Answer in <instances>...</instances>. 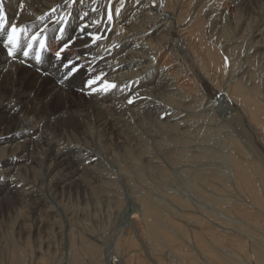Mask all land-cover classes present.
Wrapping results in <instances>:
<instances>
[{"label": "bare ground", "instance_id": "6f19581e", "mask_svg": "<svg viewBox=\"0 0 264 264\" xmlns=\"http://www.w3.org/2000/svg\"><path fill=\"white\" fill-rule=\"evenodd\" d=\"M175 1H178V0H158V10L157 11L160 10L159 11L160 14L159 15L154 14L156 15L154 17L155 19L161 18V21L157 20L158 23H155L156 21L154 22L152 20L154 23L153 22L151 23L156 24L154 25L155 27L154 31H151L148 34L146 32H145L146 34L145 33L142 34L139 32V30H141L142 27L149 25L151 19L153 18L152 11L155 10L153 8V4L157 2V0H144V1L133 0L132 2L129 1L130 2L129 4L131 5L126 4L125 7L120 6V3H119L120 0H3L5 12H6L9 23L7 25L8 29L6 31H0V158L3 157L2 158L3 162H1L2 160L0 159L1 160L0 167L3 168V169H0V189L1 191H3L0 194V211L3 208L9 210L10 209L9 207L12 206V201H13L12 198L14 197V195H19L18 193H20L21 190L24 191V188H21V189L18 188L19 187L18 184H20L21 182L18 181L15 176L17 173H19V171L28 169V167L29 169H32L33 167L38 165L40 161H42L39 158L40 156L39 157L37 156L39 155L38 154L39 149L41 148L43 141H44L43 143L47 144L46 147H48V154H49L46 162H45L46 159L45 160L43 159L44 160L43 162L46 163L44 177L47 179V186L53 187L56 189H59V188L63 189L70 185L72 179H75L78 176L81 178V174H83L82 178L85 179L84 180L85 182H88L87 178H89V176L95 178L96 175L100 176L103 174V171L101 170L102 165L100 161H97V158L96 159L89 158L87 159V161H82L80 159L77 161L78 158L75 159V156L77 155L80 156V153L82 155L83 150L82 149L80 150L79 146L78 148L69 147L67 149L66 147L65 149H62L61 141H59L60 139L59 140L58 139H55V140L47 139L50 136L51 128L54 129L57 126H60V125L63 126L64 123H67V122L69 123L74 122L75 124L80 123V122L87 123L89 120V117L90 118L93 117L91 115L93 113L89 114L87 108L84 109L81 106V104L75 100V97H73L72 99L73 101L77 103L73 102L72 106L70 107L68 106L66 96L71 94L70 89L76 87L75 82L82 75L81 74L75 75L72 79L70 78L66 80L61 86L58 82L60 81L61 77L64 75V72L66 71V69L61 66L63 62L79 60L81 63H83L87 67V69L91 70L95 76L102 77L103 81L115 83L117 85V87L114 89V92H113V95H115L114 100H116V102L114 101L115 105L116 106L118 105V107L119 105L121 107L122 106L126 107L124 110L125 112L126 109L127 111L131 110L130 107H134V106L143 107L145 106V104L149 103L148 101L149 94L147 90L148 88H151L153 90V87H154L157 89V92L159 91V93L166 92L165 89L167 88H168L167 91H170V92H172V90L179 89V85L173 83L172 80H170L171 82H169L168 84L165 83L162 85L161 83L158 84V81L156 82V84L154 82V79H153L154 77L156 78L165 77V80H166V76L169 75L167 72L164 71L165 69L161 70L162 67H164L163 65L160 64L161 67L158 66L159 64L156 65L160 59V52L163 51L169 57H170V53H172V55H174L173 59L175 61H181L183 62V64L186 65V67L189 66L192 71H194L198 76H200V78L203 77V75H205L206 77L208 76L210 80L207 78L208 83L204 81V85H205L204 94L208 96L210 100L212 99L213 101L217 95L219 96V94L222 93L221 94L222 97L226 99V102L228 103V106L231 109L230 127L232 128V132L234 131L235 134H237V137L241 138V140L235 138V140L237 139L235 144L237 146L240 145L239 146L240 150L238 151L243 152L242 155H240L237 152L239 154L237 155L238 157H236L235 155L230 156L228 160L229 162L227 161L228 162L227 171L231 175V178L234 181V184L232 183L233 187L231 190L233 194H231V191L226 190V188L223 190H218L219 188L217 189V186H216V189H213L214 184L219 182L218 177L214 176L213 174L211 175V173L204 172L203 171L204 169L201 168V165H202L201 163L208 159L209 157L208 151L210 152V150L207 149L208 151H205L203 149L204 147L203 148L200 146L198 147L196 143H193L195 139H193L191 136H194L196 133H198L197 129L199 126L196 127L192 124L193 127L195 128L194 130H191V128L189 129L188 128L189 125L186 128L187 121L185 120L186 118L187 119L190 118L188 122L191 121L193 115L191 117H188V116L185 117L183 114L187 113L186 111H182V112L176 111L177 110L176 108H178L179 105L177 107L174 106L171 108L169 107L168 105L169 103L167 102L168 103L167 105L169 107L168 110H164L160 113V115H158L160 119L156 118V121H154V123L152 122L154 124L153 126L151 123H149L153 127V130H151V134L154 136H157L156 137L157 142H155L154 140V143L158 144V146L160 147L161 145L166 146V149L174 147L173 152L171 153L172 154L171 157L173 160L172 162L174 164H182V165L200 167V169L195 170L196 176L198 178L197 180H200V185L195 187V190H196L195 192L198 194V197L196 198L198 199L199 202H204L205 204H208L211 206L212 204L214 206L216 205L215 209L218 210L217 211L218 217L219 215L220 216L222 215V216H225V218L221 219L222 217L218 218L217 216H215L216 217L215 219H220L223 223L221 221H220L221 222L220 224L217 222L212 223L211 222L212 217L210 218L206 216L205 215L206 213L202 212L204 210L203 208L202 210L200 208H196V212L201 213L203 217L201 218L199 217V220H194L195 223L193 222L194 224L191 225L190 221L192 219L190 218L191 220H189V215H187L188 213H186L187 210L191 209L189 207L190 204L189 206H187L188 203H186L187 204L185 206L186 208H180L181 209L180 211L182 212L185 211V213L180 214L181 213L180 212V213L173 214V212L171 211L172 210L171 205L173 204L174 206H176V204L182 200L176 197H171L172 203L164 204V203H161L159 200L155 199L154 195L147 194V196L138 200V204H139L138 214H136L134 218L132 219L133 226L131 228L132 230L130 229L127 233L128 237L125 238V241L123 240L124 241L123 244H117L118 246L116 245L117 252L120 250V247H122L120 251L121 253L116 252L117 253V256H116L114 255L116 253L112 252L111 257H110L111 262L107 261V264H132L131 260H134L135 264H139L141 249H136V248H138V246H141V245H143V247L146 248L145 250L148 251V254L151 255L152 253H154V255L149 256V257L155 258L153 259V262H156L157 264H165V262L167 264H264V227L262 225H259L258 223L251 222L252 218L256 217L257 215H259V217L261 216L262 218L264 217V178H263L264 177V137L261 138L260 135L259 137L255 136V131L256 133H258L257 129L259 127L262 128L261 131H264L263 129L264 128V105H261L262 102L259 99H258L259 101L257 100V102H261V103H257L254 100L255 99L254 95H256L255 93H257L256 91L260 89L258 86H255V85L252 88L251 87L249 88L247 85H245L242 82V79H244L246 75L240 81L237 79L239 82H237L236 84H230L229 82H223V81L221 85H224V86L222 87L221 86L218 87V84L217 85L214 84L216 83L215 78L213 76H210L211 75L209 74L210 71H208L207 70L208 68L206 67L207 65L205 63L206 61L200 60V55L197 51L198 45L202 44L206 47V44H207L206 42L203 41L205 39V35L201 32L203 30V21H201L202 19H199V21H197L192 26L190 34H187L188 31L184 32L185 26L181 25L182 17L180 13L183 10L181 7V2L177 4V8H176ZM249 1L250 0H243L242 3L245 5L247 4V2L249 3ZM142 2H144V4ZM205 2L206 1H201V4H199L198 6L199 8L196 7L198 8V11H201V9L204 8V7L200 8V5L202 6V3L206 5L207 3ZM21 5H23V7H21ZM260 8L264 9L263 6ZM53 9L56 10L55 13L52 12ZM104 12H106V14L111 13L112 15L111 21L107 19L106 14L102 16ZM61 17H64V19L61 20ZM11 24H16L18 27H23L26 29V31H24L21 34V41L19 42L21 46L15 51L16 52L15 58L9 57L8 54L5 52V49H7L6 42H7L8 31L10 30ZM123 24H124V27L125 25L129 26V30L134 32L133 35L131 34L132 36H135L134 38L132 37V39L130 40L128 39V41L126 40L124 41L123 37L119 36L118 30L120 29L122 32L124 28ZM189 26L190 25L186 26V28H188ZM59 28L63 29L62 35L60 34L61 31ZM81 29H84V31H81ZM29 31L33 33L34 35L39 33L40 39H44L46 37L47 39L46 44L48 46L49 44L50 45L52 44L51 47H54L52 48L54 53L58 50L61 44H68L69 54H67L68 57L66 56L67 59L64 58L63 62L59 61L49 56L45 50V51L40 52L41 61H42L40 62L42 66L40 67V64L36 65V63L38 62L35 61V56L39 54V51H40V48H39L40 39H38L34 43L36 44V46H35V49L32 51V54L29 55V57L25 58L22 55L23 50L27 48L29 43L33 42L31 38L32 36H34V35H31L30 37H28ZM256 33L258 37L264 38V13H262V15L260 16V19L258 22V29L256 30ZM89 34H93V35L99 34L101 36V39L93 40L92 35H89ZM192 38L194 42L198 41V44H195L194 42H192ZM54 40H56V42H54ZM113 40H115L117 44L115 43L112 44ZM146 41H148V43H145ZM211 47L210 48L206 47V50H207L206 58L209 59L208 61L209 63L211 61V63L213 62L217 64L219 61V58H218L219 55L218 53L216 54L212 50L213 47L212 48ZM200 50L202 51L201 48ZM222 59H223V56H222ZM211 63L209 65H212ZM224 65L225 64H223V66ZM43 75H48L47 78L49 80L42 81L41 78L43 77ZM216 75L218 76V74ZM211 79H214V83L211 82ZM40 83L44 85L49 84L51 87L44 86L42 88L40 86L39 88L41 89L40 92H36L35 90L33 91V89L35 88L34 86ZM135 85L137 86V88H135ZM123 86H124V89L121 88ZM94 88H96V86L94 87L93 85L92 89ZM48 89H50V91H48ZM86 89H88V92L91 93V95L95 98V100H91L90 104L93 103L96 106L103 108L104 107L103 103L105 100L103 99V96L102 97L100 96L102 95V92L93 91L89 87H86ZM122 89L125 92L123 94H121ZM193 91H196V90H193ZM197 92L195 93L198 95ZM56 95L57 97H56L55 104H57V106L59 107L58 111L56 110L53 113L48 114L46 107L49 106V104L52 102V98ZM165 96L168 99V101L171 103L170 105L175 104V101H173V98L171 96L169 97L168 95H165ZM206 96H203V97H206ZM253 96H254V99L251 98ZM260 97H262L261 100L262 99L264 100L263 93H262V96ZM129 100H132L133 103H129L128 102ZM195 102H196V99H195ZM198 102H201V101H198ZM162 107L164 109V106ZM165 109L167 108L165 107ZM86 110H87V113H86ZM101 113L102 112L98 114L97 118L96 117H93V118H96V121L98 120L97 123H100L101 126H103V128L104 126L108 127L110 125L109 127L111 128V130H114L111 126L112 121L109 120V116L105 114L101 115ZM180 117H184L185 119L183 118L179 119ZM162 120H167L172 123L171 124L170 122L164 123L162 122ZM196 120H198V117L196 118ZM213 120H210V123L207 124L206 129L208 130L209 133L207 135V138H204L205 140L202 141L206 144L207 142H210L212 139L211 133L213 132L215 135V133L218 132L217 130H220L219 127L221 124L219 125L217 121L215 122ZM194 122H197V121H194ZM227 124H229V121L227 122ZM221 131L223 130L221 129ZM56 136L54 138H56ZM153 139H155V137ZM185 139H188V140H185ZM231 139H233V137ZM172 140H174V143L172 142ZM126 141H129L128 137H126ZM59 149H62V152H60ZM244 149H246L245 150L246 152L244 151ZM151 150L150 151L148 149L143 150V148L142 150H138V155H140L139 157H142V156L147 157V160L145 161V163L148 161L147 163L150 164V162L155 157ZM84 151L87 152V150L85 149ZM169 152H167V154ZM46 153L47 152H45V154ZM87 153H84V154H87ZM133 157H135L134 154H133ZM168 157L169 156H167V158ZM242 157H244L245 160ZM125 158L127 159V157ZM55 160L56 161L58 160L57 162L58 165L56 166H54L56 162ZM128 160H129V157H128ZM143 160L144 158L141 159L142 163H143ZM163 160L165 159L163 158ZM130 163L131 161L129 162V164ZM142 163L141 165H138L139 163L138 164L135 163V164L138 166H142ZM161 164H164V163H161ZM31 165H35V166L31 167ZM72 165H74L73 166L74 168L69 167ZM122 166H125V165H122ZM138 166L137 168H141ZM68 167L72 170L66 169ZM143 167H142V170L145 171L146 168L144 167L145 168L144 169ZM152 167L153 166H151V168ZM130 170H132V168ZM208 170H205V171H208ZM258 170L260 172L262 171L260 173L261 174L260 176H258V174L255 173ZM139 172H140V169H139ZM166 174H169V173H164V175ZM254 174L259 177L260 183H261V180L263 182V186L261 185L260 188L258 187V185L256 186V181H255L256 177L254 176ZM123 175H125V176H121L123 177V181H126L127 183H129L130 179L129 177L126 176V175L129 176V172L128 174H126L125 172V174ZM106 177L107 175H105V178ZM194 178L196 180V177ZM142 179H143V176H142ZM227 179L228 177L226 178V180ZM135 182H136V178L133 183L135 184ZM141 182L143 181H140V183ZM23 184L25 183L22 181V186ZM83 184L81 185L83 186ZM77 185H79V183ZM227 186H229V183ZM111 187H114V186H111ZM224 187H226V185ZM212 190L213 191L218 190L220 192L222 191L226 193L225 195L222 194L221 197L226 196L228 198L227 201L223 202L221 198H218L215 195V194H218V191L217 192L215 191L216 193H214L212 192ZM40 194L42 195V193ZM22 195H24V193H22ZM35 197H37V194ZM164 197L167 200V198H169L170 196H164ZM34 203L37 204L38 201L37 203L36 202ZM37 205H39V203ZM169 210L171 212H169ZM190 211L193 213L192 210ZM219 211H220V214H219ZM63 213H64L63 217L65 218V221L67 223L66 226L70 228V232H71L73 229L71 215L66 211ZM213 215H216V214L213 213ZM213 215L211 214V216ZM185 218L189 220L188 223L186 222L187 224L185 223V220H184ZM260 218H258V220H260ZM182 224H185V228ZM215 225L216 226L218 225V226L216 227ZM41 227H42L41 223H38V229H40ZM170 230L172 231L175 230L177 232L180 231L182 235L179 233L181 236L180 237L178 236L179 239H176L174 236H172V233H171L172 231ZM183 231H184V235H183ZM215 233H217V236L214 235ZM182 237H183L184 244L181 243L180 245V243L178 244L174 243L177 240L179 242V240ZM50 240L52 239H48V241L46 242L48 246V250L52 246V242ZM139 240L141 241V244L138 243ZM162 240H164L163 243L166 242L165 244L169 243V245L166 246L167 248L171 245L170 247L172 249V252L171 250L170 252L168 250V252L166 251L167 253L164 254L165 262H163V259L157 256L159 254L158 253L156 254L157 251H155L156 245H158L159 241L161 242ZM172 240H173V243H172ZM99 241L101 242V240ZM181 241L182 240H180V242ZM186 241L188 242L187 245H185ZM132 244L134 246H131ZM17 246L18 245H14L11 247L13 248ZM86 246H85L84 251H86L87 254H89V256L90 254L93 255V250H95V248L92 246H89L86 248ZM133 247H135V249H133ZM20 251L22 250H19L17 247L16 250L13 252L14 259L10 258L11 260L5 261L0 257V264H25L26 257H24ZM95 251L98 252L97 249ZM162 251H160V253ZM7 258L9 259V256ZM151 258H149L150 261H151ZM147 260L146 262H148ZM41 261H44V260L41 259L40 261H38L37 259V261H33L31 263L32 264H42ZM27 262H28V258H27ZM141 263L145 264L144 262H141Z\"/></svg>", "mask_w": 264, "mask_h": 264}, {"label": "rangeland", "instance_id": "374dc122", "mask_svg": "<svg viewBox=\"0 0 264 264\" xmlns=\"http://www.w3.org/2000/svg\"><path fill=\"white\" fill-rule=\"evenodd\" d=\"M129 1L132 2L133 0H120V2H119L120 6L125 7L126 4L130 3ZM142 1H144V0H142ZM201 1H206L205 3H207V4L204 5L202 3V6L200 5V8L201 7H204V8L201 9V11H198V8H199L198 6H199V4H201ZM242 1L243 0H239V1L238 0H197V1L196 0H178V1H175V7L177 8V4H179V2H181V7L183 9L180 13L181 17H182L181 18V25L185 26V27L183 26L185 29V30L184 29L183 30H184V32L188 31L187 34L191 33L190 31H191L192 26L197 21H199V19H202L201 21H203V30L201 31L205 35V39L203 41L207 43L206 47L210 48L212 46L213 47L212 50L216 54L218 53V55H219V56L217 55L219 58V61L217 63L218 65L213 63V62L211 63V61H210V63L212 65H209L210 64L208 62L209 59L206 58V54H207L206 47L202 44L198 45V47H197V51L200 55V60L206 61L205 62L207 64L206 67L208 68L207 70L210 71V73H209V74H211L210 76H213L215 78L216 83H214V79H211V82H213L215 85L218 84V87H220V86L222 87V86H224V85H221L222 81L223 82H229L230 84H236L246 75L244 77V79H242V82L245 85H247L249 88L250 87L252 88L255 85V86H258L260 89V90H258L260 92L256 91L257 93H255L256 95H254L255 99H254V96L251 98L254 99L256 102L259 99L263 104L261 102H257V103H261V105H264V100L263 99L261 100L262 97H260V96H262V93L264 96V80H263V78H264V74H263L264 73V38L258 37L257 33H256V30L258 29V22H259L260 16L262 15V13H264V9L260 8L262 6L264 8V0H257V1L256 0H253V1L250 0L249 3L247 2V4H245V5L242 3ZM142 3L144 4V2H142ZM182 3H183V5H182ZM129 5H131V4H129ZM105 6H106V4H105ZM128 7H130V6H128ZM196 7H198V8H196ZM153 8L155 10L152 11L153 18L151 19L149 25L142 27V29L139 30V32L142 34L145 32L148 34L149 32L154 31V29H155L154 25H156V24H153V23L155 21H156L155 23H158V21H161V18L155 19V17H154V16H156L154 14H157V15L160 14L159 13L160 10L157 11L158 10V0H157V2H155L153 4ZM154 11H156V12H154ZM212 11H213V13H212ZM214 11H216V12H214ZM104 14H106V12H104L102 14V16H104ZM106 15L108 16V14H106ZM137 15H138V13H137ZM151 22H153V23H151ZM188 25H190L188 27L189 29L186 28V26H188ZM126 26L127 25H125V27H124V24H123V27L125 28V30L123 28L122 32L120 29L118 30L119 33L117 31L119 36L123 37L124 41L125 40L128 41V39L130 40V39H132V37L133 38L135 37V36H132L134 32L129 30V26H127V27ZM7 29L8 28L6 26L5 30H3V31H6ZM197 31H198V29H197ZM29 32H28V37H30L31 35H34L33 33H31V32L29 33ZM130 32H132V33H130ZM60 34L62 35L61 32H60ZM136 38H138V37H136ZM260 38L263 40H261ZM56 40H54V42H56ZM20 41H21V36H20ZM46 42H47V39H46ZM192 42H194L193 38H192ZM31 43H33V48L30 51L29 55L32 54V51L35 49V46H36V44H34L35 42H31ZM114 43L117 44L115 40H113L112 44H114ZM145 43H148V41H146ZM194 43L198 44V41H195ZM51 45L49 44V46H48L46 44V52L49 56H51L52 58H55L54 51L52 49L54 47H51ZM63 45L64 44H61L59 46L58 50ZM20 46H21V44H19L18 48H20ZM202 46H204L205 48ZM18 48H15L14 51H16ZM200 48L202 49V51L200 50ZM223 48H224V50H223ZM68 49H69V47H67V49L62 53V55L65 59H67V57H68L67 54H69ZM216 49H217V51H216ZM25 50H28V48H26ZM25 50H23V51H25ZM5 52L7 53V49H5ZM39 54L41 55L40 51H39ZM165 55H166L165 52H163V51L160 52V59H162V60L159 59V61L157 62L156 65L159 64L158 65L159 67H161V65L164 66V67H162L161 70L165 69L164 71L169 74L168 76L165 75L166 80L168 82L165 80V77H162V78L154 77L153 78L154 82L156 84V82L158 81V84L161 83V85H162L165 83L168 84L169 82H171L170 80H172L173 83L179 85V89L172 90V92H170V91H167L168 90V88H167V89H165L166 92H164V90H163L164 93H159V91L157 92V89L154 87H153V90L151 88H148V89L145 88L148 90V94H149V97H148L149 103H147L148 105L145 104V106H143L144 108L142 106L130 107L131 110L127 111V109H126L125 112H124V110L126 107H124V106L121 107L120 105L118 107V105L117 106L115 105L116 100H114L115 95H113L114 89L109 90L108 92H102L101 91L102 95H100V96L101 97L103 96V99L105 100L103 103V106H104L103 108L96 106L93 103L90 104L91 100H95V98L91 95V93L88 92V89H86V87H88L86 82L89 80H92V79H96L98 76H95L93 74V72L91 70L87 69V67L83 63H81L79 60H76V62L79 63V65H80V70L75 75L81 74L82 76L76 80V82H75L76 84L74 83L76 85V87L70 89L71 94L66 96L68 106L70 107L73 105V102H75V101H73L72 98L75 97V100L78 101V103H80L84 109L87 108L89 114L93 113V114H91L93 117L97 118L98 114H100V112H102L101 115L105 114V115L109 116V120L112 121L111 126L114 130H111V128L109 127L110 125L108 127L104 126V128H103V126H101L100 123H97L98 120L96 121V118L92 117L93 118V120H92V118L89 117V120L87 123L80 122V123L75 124L74 122L73 123L67 122V123H64L63 126L60 125L54 129L51 128L50 136L47 139H49V140H55V139L59 140L60 139L59 141H61V148L62 149H65L66 147H67V149L69 147L70 148H73V147L78 148V146H79L80 150L81 149L83 150L82 155L80 153V156H78V155L75 156V159L78 158L77 161L79 159L82 161H87V159H89V158H94V159L97 158V161H100V163L102 165L101 170L103 171V174L100 176L96 175L97 178L96 177L93 178V177L89 176V178H87L88 182L84 181L85 179L82 178L83 174H81V178L78 176L75 179H72L70 185L68 183L69 186L65 187L67 189H65V188L56 189V188L47 186V179L44 177V173H45V166H46L45 162L47 161L49 154H48V147H46L47 144L43 143L44 142L43 141L41 148L39 147L40 148L39 153H38L39 155L37 156V157L40 156L39 158L42 161H40V160L39 161L41 163L38 161L39 162L38 165H36V166L31 165V167L35 166L32 169H29V167H28V169L21 170L23 173L21 171H19V173H17L15 176L16 179L21 182L20 184H18V186H19L18 188H20V189L24 188V191L21 190L20 193H18L19 195H14V197L12 198L13 201L11 200L12 206L9 207L10 208L9 210L3 208L0 211V255H1L0 257L3 260L7 261V260L14 259L13 258L14 257L13 252L18 247L19 250H22V251H20L22 253V255L24 257H26V262H27V258H28V262L27 263L25 262V264H32L31 262L37 261V259H38V261H40L41 259L44 260L45 262L41 261L42 264H46V263L47 264H107V261L109 262L111 260L110 257H111L112 252L113 253L117 252V249H116V247L118 246L117 244H123L125 241V238L128 237L127 233L133 226L132 219L134 218V216L136 214H138V210H139L138 200L147 196V194L154 195L155 199L159 200L161 203H164V204H171L172 203L171 197H176V198H179L180 200H182V201H180L181 203L178 202L176 204V206H174L173 204L171 205V207H172L171 211L173 212V214L180 213V212H181L180 214L185 213V211H183V212L180 211L181 210L180 208H186L185 207L187 205L186 203H188L187 206H189V204H190L189 207L191 208L190 210H192L193 213L190 210H187L186 213H188L187 215H189V220L192 219L191 220L192 222L190 221L191 225H193L195 223L194 220H199V217L200 218L203 217V215L201 213L196 212V208H200L201 210L203 208L204 210L202 212H205L206 216H208L210 218L212 217V219H211L212 223L217 222L220 224L222 222L220 219H215L216 218L215 216L218 217V213H217L218 210L215 209L216 205L214 206L212 204V206H211V205L205 204L204 202H199L198 199L196 198V197H198V194L195 192L196 191L195 187L200 185V180H197L198 178L196 176L195 170L200 169V167L182 165V164H174L172 162L173 160L171 157L172 156L171 153L173 152L174 147L166 149V146H162V145H161V147L158 146V144L154 143V140H155V142H157V140H156L157 136L152 135L151 130H153L152 126L154 125L153 123H154V121H156V118L160 119V117L158 115H160V113L162 111L168 110L169 107L172 108L174 106L177 107L179 105L178 108H176L177 109L176 111H178V112L186 111L187 113L183 114L185 117L186 116L191 117L193 115L192 119H191L192 122L191 121L188 122V120L190 118L185 119L184 117H180L179 119H182V118L185 119L188 122V123L186 122V128L189 125L188 128L189 129L191 128V130L195 129L193 127V125L196 127L199 126L197 129L198 133H196L194 136H191L193 139H195L193 141V143H196V145H198V147L199 146L202 148L204 147L203 149L205 151H208L207 149L210 150V152L208 151L209 157L206 161L201 163L203 165V166L201 165V168L204 169L203 170L204 172L211 173V175L213 174L214 176L218 177L219 182L214 184L213 189H216V186H217V189L219 188L218 190H223L226 188V190H228V191L232 190V187H233L232 185L234 184V181L231 178V175L227 171L228 162H229L228 160H229L230 156L235 155L236 157H238L237 155H239V154L242 155L243 152L238 151V150H240L239 149L240 145L237 146L235 144L236 140L237 139L241 140V138H238L237 134H235L234 131L232 132V128L230 127L231 109L228 106L226 99H224V97H222V95H221L222 93L219 94V96L217 95L213 101H212V99L210 100V98L204 94V92H205L204 81L208 83V81H207L208 76L206 77L205 75H203V77L200 78V76H198L194 71H192L189 66L186 67V65L183 64V62H181V61H175L173 59L174 55H172V53H170L171 58L169 56H167V55L165 56ZM222 56H223V59H222ZM41 62L36 63V65L40 64V67H41L42 66ZM222 63L225 65L223 66ZM214 65H216V66H214ZM214 68L216 71L214 70ZM250 70L252 71L253 74L251 73ZM216 74H218V76ZM248 74H250V75H248ZM251 75H253V76H251ZM74 76H72L71 79ZM47 77H48V75H43V77H42L43 79L41 78V80L42 81L49 80ZM157 79H159L160 81ZM253 79H254V81H253ZM162 81H164V82H162ZM103 82L104 81L98 82L96 85H94V87L95 86H96V88L102 87ZM261 84H263V85H261ZM40 86L43 88L44 86H50V85L49 84L44 85L42 83L37 84L36 86H34L35 88L33 89V91L35 90L36 92H40V90H41V89H39ZM121 88L124 89V86ZM135 88H137L136 85H135ZM123 89H122L121 94L125 93L123 91ZM199 89H201V90H199ZM183 90H184V92H183ZM193 90H196V91H193ZM48 91H50V89H48ZM85 91H87V92H85ZM197 91H199V92H197ZM195 92H197L198 95ZM85 93L87 94V96ZM166 93H168V94H166ZM188 93H189V95H188ZM165 95H168V97L171 96L173 98V101H175V104H177V105H175V104L170 105L171 103L168 101V99L166 98ZM183 95H185V96H183ZM203 96H206V97H203ZM56 97H57V95L52 98V102L49 104V106L46 107L48 114L53 113L56 110L58 111L59 107L57 106V104H55L56 103ZM195 97H197V98H195ZM188 98H189V100H188ZM195 99H196V102H195ZM109 100L110 101L112 100V101L110 102ZM198 101H201V102H198ZM184 102H186V103H184ZM75 103H77V102H75ZM163 103H164V105H163ZM167 104L169 105V107ZM107 105H108V107H107ZM162 106H164V109ZM149 107H151V108H149ZM165 107L167 109H165ZM228 108H229V110H228ZM87 110H86V113H87ZM150 110H151V112H150ZM132 114H133V116H132ZM199 115L202 117H200ZM195 116L198 117V120H196L197 117H195ZM128 118H130V119H128ZM94 119H95V121H94ZM208 120H209V122H208ZM210 120H213L215 122L217 121V123L219 125L220 124L221 125L219 127L220 130H217L218 132H216L215 135L213 132L211 133L212 139L210 142H207V144H208V146H207V144L202 142V141L205 140L204 138H207V135L209 133L206 128H207V124L210 123ZM194 121H197V122H194ZM198 121L202 124H200ZM228 121H229V124H227ZM162 122H164V123L168 122L169 123L170 121L162 120ZM177 122H178V120H177ZM149 123H151L152 126ZM171 123L172 122H170V124ZM69 124H70V126H69ZM151 127H152V129H151ZM107 129H108V131H107ZM221 129L223 131H221ZM261 129H262L261 127H259L257 129L258 133H256V131H255L256 137H259V135L261 136V138L264 137V131H261ZM55 130L57 131V133ZM59 133L61 136L59 135ZM55 136H56V138H54ZM226 136L228 137V139ZM52 137H53V139H52ZM126 137H128L129 141H126ZM154 137H155V139H153ZM232 137H233V139H231ZM235 138H237V139L235 140ZM185 140H188V139H185ZM158 142H159V140H158ZM172 142L174 143V140H172ZM76 144H77V146H76ZM81 145L83 147L84 146L85 147L83 148ZM63 146H65V147H63ZM141 147L143 148V150L148 149L150 151L152 149L151 151L155 156L154 159L152 160L153 162L151 161L152 163L150 161H149L150 164L147 163L148 161L145 163V161L147 160L146 156L139 157L140 155H138V150H142ZM62 149H59V151L62 152ZM84 149L87 150L88 153L86 151H84ZM153 149H154V151H153ZM231 150H232V152H231ZM245 150L246 149H244V151ZM45 152H47V153L45 154ZM89 152L92 154H90ZM167 152H169V153L167 154ZM84 153H87L88 155L84 154ZM77 154H79V153H77ZM94 154H95V156H94ZM133 154L135 157H133ZM137 155H138L140 160L138 159ZM73 156H71V157H73ZM167 156H169L171 158H169V157L167 158ZM84 157H85V159H84ZM125 157H127V159ZM128 157H129V160H128ZM2 158L3 157L0 158L2 160V161L0 160L1 162H3ZM143 158H144V160L142 163L141 159H143ZM163 158L165 160H163ZM242 158L244 159V157H242ZM43 159L44 160L46 159L45 162H43L44 161ZM130 161L132 163V164L130 163L131 166L129 164ZM54 162H53V164H54ZM57 162H58V160L55 162L54 166L58 165ZM225 162H227V163H225ZM135 163H137V164L139 163L138 165H141V163H142V166H138ZM161 163H164V164H161ZM122 165H125V166H122ZM73 166L74 165L69 166V167L74 168ZM137 166L141 167V168H137ZM151 166H153L152 167L153 169L151 168ZM155 166L158 168H156ZM69 167L66 169H70ZM142 167L145 169V171L142 170ZM123 168H124V170H123ZM131 168H132V170H130ZM0 169H3V168L0 167ZM139 169H140V172H139ZM151 169L154 171H152ZM188 169H190V170H188ZM70 170H72V169H70ZM205 170H208V171H205ZM166 171H168V172H166ZM125 172H126V174H128V172H129V176L126 175L130 179L129 183H127L126 181H123V177H121V176H125V175H123V174H125ZM261 172L258 170L255 173L258 174V176H260ZM164 173H169V174L164 175ZM105 175H107L108 178L107 177L105 178ZM161 175H163V176H161ZM18 176H19V178H18ZM142 176H143V179H142ZM254 176L256 177V179H255L256 186L258 185L259 188L261 187V185L263 186L262 180L260 183L259 177L255 174H254ZM86 177H88V176H86ZM167 177H168V179H167ZM194 177H196V180ZM227 177H228V179L226 180ZM257 177H258V179H257ZM135 178H136L137 183L135 182V184H134L133 182L135 181ZM89 179L90 180L93 179L94 181L93 180L90 181ZM112 180H113V182H112ZM22 181L25 183V184H23V186H22ZM82 181L84 184L82 183ZM140 181H143V182L140 183ZM105 182H107V183H105ZM130 182L132 185L130 184ZM230 182H231V184H230ZM78 183H79V185H77ZM228 183H229V186H227ZM81 184H83L84 187ZM129 184H130V186H129ZM29 185H31V186H29ZM225 185H226V187H224ZM75 186H77V187H75ZM111 186H114V187H111ZM190 187H192V188H190ZM112 189H113V191H112ZM218 190H214V191L212 190V192L216 193ZM40 191H42V192H40ZM2 192L3 191H1V189H0V194ZM38 192L42 193V195ZM22 193H24V195H22ZM35 193L37 194V197H35L36 196ZM222 194L225 195L226 193H224L222 191L221 192L218 191V194H215V195L218 198H221L223 202H226L228 198L226 196L221 197ZM231 194H233L232 191H231ZM27 195H29V196H27ZM164 196H170V197L167 198V200H166ZM96 197H97V199H96ZM33 199H34V201H33ZM37 201H38L39 205H37L38 204ZM34 202H36L37 204H35ZM192 206H194V207H192ZM187 209H188V207H187ZM65 211L68 212L72 218L73 229L71 232H70V228H68V226H66L67 223L65 221V218L63 217V214H64L63 212H65ZM171 211L169 210V212H171ZM207 212H208V214H207ZM213 213H215L216 215H213ZM211 214L213 216H211ZM219 214H220V211H219ZM260 217H259V215H257L256 217H253L251 222L252 223H258L259 225H262L264 227V225H263L264 224V217L263 218L262 217L260 218ZM218 218L224 219L225 216L219 215ZM258 218H260V220H258ZM184 220H185V223L186 222L188 223V221H189L186 218ZM261 221H263V222H261ZM38 223H41L42 227L40 229H38ZM182 225L185 228V224H182ZM187 228H189V227H187ZM68 230H69V232H68ZM170 231H172V230H170ZM171 233H172V236H174L176 239H179V237L182 235L180 233V231L177 232L175 230H173ZM91 234L92 235L94 234L95 236L94 235L92 236ZM183 235H184V231H183ZM214 235L217 236V233H215ZM123 237H124V239H123ZM47 238L52 239V240H50L52 242V246L49 250H48V246L46 243L48 241ZM120 239L122 240V242ZM99 240H101V242ZM137 240H138V238H137ZM180 240H182V241L180 242ZM180 240H179V242L177 240L174 243H176V244L180 243V245H181V243H183V237ZM163 242H164V240H162L161 242L159 241L158 245H156L155 251H157L156 254L157 253L159 255L162 254L160 256L159 255H157V256L159 258L163 259V262H165L164 254H166L168 252V250H169V252H170V250L172 252V249L170 247L171 245L168 248L166 247L169 245V243L165 244L166 242L165 243H163ZM12 243H14V244H12ZM70 243H71V245H70ZM138 243L141 244V241L139 240ZM172 243H173V240H172ZM185 243H186L185 245H187L188 242L186 241ZM14 245H18L17 247H13L15 250L11 247ZM85 246H86V248L89 246H92L95 248V250L97 249L98 252L93 250V255L90 254L91 257L93 256L91 258L89 256V254H87V252L84 251ZM131 246H134V245L132 244ZM157 248H158V250H157ZM71 249H73V250H71ZM121 249H122V247H120V250L118 252H120ZM133 249H135V247H133ZM136 249H141L140 250L141 254H140V258H139V264H142L141 262H144L145 264H157L156 262H153V259H155V258L149 257V256L154 255V253H152L151 255L148 254V251L145 250L146 248L143 247V245L138 246V248H136ZM160 251H162V252L160 253ZM85 252H86V254H85ZM117 253L114 255L117 256ZM76 254H78V255H76ZM8 256H9V259L7 258ZM146 256L151 258V261ZM144 258H145V260H144ZM147 259H149V260H147ZM146 260L148 262H146ZM131 262H132V264L133 263L135 264L134 260H131ZM165 264H167V263L165 262Z\"/></svg>", "mask_w": 264, "mask_h": 264}, {"label": "snow or ice", "instance_id": "6c2138e0", "mask_svg": "<svg viewBox=\"0 0 264 264\" xmlns=\"http://www.w3.org/2000/svg\"><path fill=\"white\" fill-rule=\"evenodd\" d=\"M21 7H23V5H21ZM55 9L52 10L53 13H55ZM64 17H61V20H63ZM107 19L109 21L112 20V15L111 13L108 14ZM8 19H7V15L5 12V7H4V2L3 0H0V31L5 30L6 26L8 25ZM26 31L25 28L23 27H18L16 24H11L10 26V30L8 31V36H7V54L9 57L15 58L16 56V52L14 51L15 48L19 47V42H20V36L21 34ZM61 33L63 32V29H60ZM81 31H84V29H81ZM92 35L93 40H99L101 39V36L99 34H89ZM32 41L36 42L38 39H40V34L37 33L36 35L32 36ZM69 45L68 44H64L59 50H57L54 53V56L57 60L59 61H64V57L62 55V53L67 49ZM28 50L23 51L22 55L27 58L29 57V53L33 48V43H29L27 46ZM39 48L41 49V51H45L46 50V37L44 39H40V43H39ZM35 61L36 62H40L41 61V55L37 54L35 56ZM61 66L63 68L66 69V71L64 72V75L61 77L60 81L58 82L61 86L63 85V83L70 79L72 76H74L79 70H80V65L76 62V61H67V62H63L61 64ZM103 81L102 77H97L96 79H92L87 81V85L90 89H92L93 85H96L98 82ZM117 87V85L115 83H110V82H103V86L99 87V88H94L92 89L93 91H102V92H108L111 89H115ZM129 103H133L132 100L128 101Z\"/></svg>", "mask_w": 264, "mask_h": 264}]
</instances>
